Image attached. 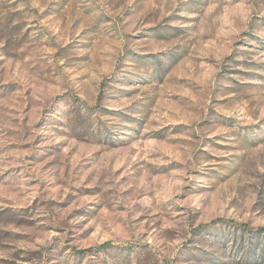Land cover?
<instances>
[{
	"label": "rangeland",
	"instance_id": "374dc122",
	"mask_svg": "<svg viewBox=\"0 0 264 264\" xmlns=\"http://www.w3.org/2000/svg\"><path fill=\"white\" fill-rule=\"evenodd\" d=\"M259 229L264 0H0V264H264Z\"/></svg>",
	"mask_w": 264,
	"mask_h": 264
},
{
	"label": "trees",
	"instance_id": "16d2710c",
	"mask_svg": "<svg viewBox=\"0 0 264 264\" xmlns=\"http://www.w3.org/2000/svg\"><path fill=\"white\" fill-rule=\"evenodd\" d=\"M240 232H241L240 236L242 237V236L245 235V233H246L247 231H245V230H241ZM260 232L264 234V230H263V229H259V231L254 232V234H252V235H250L249 232H248V237H249V236H253V237H258V238H259V237L261 236V235H259ZM103 247H104V245L101 246V249H102Z\"/></svg>",
	"mask_w": 264,
	"mask_h": 264
}]
</instances>
